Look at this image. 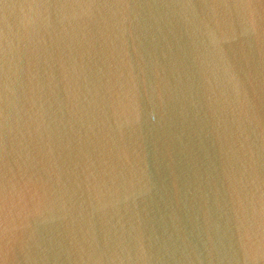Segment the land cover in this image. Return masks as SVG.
<instances>
[{
    "label": "water",
    "instance_id": "95a60500",
    "mask_svg": "<svg viewBox=\"0 0 264 264\" xmlns=\"http://www.w3.org/2000/svg\"><path fill=\"white\" fill-rule=\"evenodd\" d=\"M0 264H264V0H0Z\"/></svg>",
    "mask_w": 264,
    "mask_h": 264
}]
</instances>
